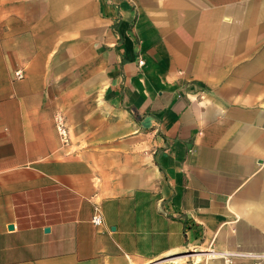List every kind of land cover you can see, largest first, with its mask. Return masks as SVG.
<instances>
[{
    "label": "crops",
    "instance_id": "obj_1",
    "mask_svg": "<svg viewBox=\"0 0 264 264\" xmlns=\"http://www.w3.org/2000/svg\"><path fill=\"white\" fill-rule=\"evenodd\" d=\"M229 251L264 255V0H0V264Z\"/></svg>",
    "mask_w": 264,
    "mask_h": 264
},
{
    "label": "built area",
    "instance_id": "obj_2",
    "mask_svg": "<svg viewBox=\"0 0 264 264\" xmlns=\"http://www.w3.org/2000/svg\"><path fill=\"white\" fill-rule=\"evenodd\" d=\"M142 63V60L139 61ZM16 78H21L22 73L19 69L14 71ZM52 124L56 135L60 142L65 144L69 140L68 126L63 115L59 112H54L52 115ZM90 221L95 226H100L103 223V216L99 206H94ZM222 264H260L264 259L263 254L253 252H223L220 254Z\"/></svg>",
    "mask_w": 264,
    "mask_h": 264
},
{
    "label": "rangeland",
    "instance_id": "obj_3",
    "mask_svg": "<svg viewBox=\"0 0 264 264\" xmlns=\"http://www.w3.org/2000/svg\"><path fill=\"white\" fill-rule=\"evenodd\" d=\"M197 248H195V249H191V247H187L186 248V250H183L180 254H184V253H187V252H189V253H192V252H196V251H198V252H204V251H210L211 249H205V250H203V249H197ZM169 258H172V256H168V259ZM190 259V262H191V264H192V261H193V256H191V257H189ZM191 258H192V261H191ZM217 258H219L218 256H217ZM163 259H165V258H163ZM262 260H264V259H262ZM261 260V261H262ZM204 261H209V264H219L218 263V260L217 259H215V258H211V257H204L203 258V260L201 261V262H203L204 263ZM260 261V262H261ZM221 263H222V260H221Z\"/></svg>",
    "mask_w": 264,
    "mask_h": 264
},
{
    "label": "bare ground",
    "instance_id": "obj_4",
    "mask_svg": "<svg viewBox=\"0 0 264 264\" xmlns=\"http://www.w3.org/2000/svg\"><path fill=\"white\" fill-rule=\"evenodd\" d=\"M210 251H215V250H210ZM208 253H209V252H208ZM218 253H219L218 257L220 258V254L223 253V252H218ZM210 254L213 255V253H211V252H210ZM213 256H214V255H213Z\"/></svg>",
    "mask_w": 264,
    "mask_h": 264
}]
</instances>
